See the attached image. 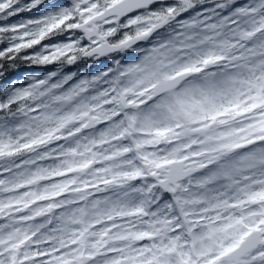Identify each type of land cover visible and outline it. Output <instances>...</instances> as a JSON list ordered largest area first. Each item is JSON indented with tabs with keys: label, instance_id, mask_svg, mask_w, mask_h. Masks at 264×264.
<instances>
[{
	"label": "snow or ice",
	"instance_id": "6c2138e0",
	"mask_svg": "<svg viewBox=\"0 0 264 264\" xmlns=\"http://www.w3.org/2000/svg\"><path fill=\"white\" fill-rule=\"evenodd\" d=\"M0 264H264V0H0Z\"/></svg>",
	"mask_w": 264,
	"mask_h": 264
}]
</instances>
